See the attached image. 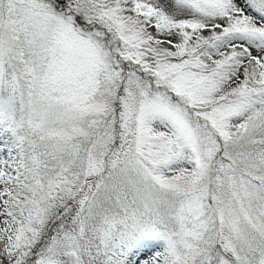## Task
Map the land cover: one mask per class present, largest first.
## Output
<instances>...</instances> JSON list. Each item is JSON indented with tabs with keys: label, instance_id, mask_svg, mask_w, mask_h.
Listing matches in <instances>:
<instances>
[{
	"label": "snow or ice",
	"instance_id": "snow-or-ice-1",
	"mask_svg": "<svg viewBox=\"0 0 264 264\" xmlns=\"http://www.w3.org/2000/svg\"><path fill=\"white\" fill-rule=\"evenodd\" d=\"M0 264H264V0H0Z\"/></svg>",
	"mask_w": 264,
	"mask_h": 264
}]
</instances>
